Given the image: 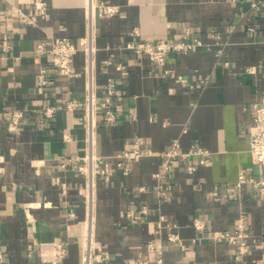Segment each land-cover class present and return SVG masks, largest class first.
Returning <instances> with one entry per match:
<instances>
[{
    "label": "crops",
    "instance_id": "0c3cea01",
    "mask_svg": "<svg viewBox=\"0 0 264 264\" xmlns=\"http://www.w3.org/2000/svg\"><path fill=\"white\" fill-rule=\"evenodd\" d=\"M33 1L0 0V246L5 263L83 264L88 250L108 253L92 264H134L144 256L147 264H158L147 242L161 241L159 264H264V192L237 183L241 171L264 173V163H253L248 151L252 106L264 102V4L44 0L42 14ZM101 1L118 10L107 13ZM19 10L32 22H23ZM90 11L91 58L78 48L72 56L75 74H64L38 43L67 36L79 46ZM185 27L202 44L171 50L161 64L126 46L133 29L156 41L177 38ZM42 69L47 82L38 84ZM88 80L97 100L104 98L107 83L115 88L116 119L108 122L94 110L91 144L85 106L64 103L66 97L82 101ZM47 103L55 105L50 118L41 112ZM11 108L23 111L14 130L4 115ZM136 137L143 139L142 151L152 153L128 160L131 170L125 174L116 164L117 154L131 148ZM174 137L180 150L194 142L209 149L211 158L204 163L195 155L177 158L168 178H158V152ZM90 150L107 157L110 170L94 176L88 199V179L77 170V158ZM63 158L71 160L62 166ZM190 162L196 165L193 171L187 169ZM157 185L166 188V200L156 195ZM127 211L140 216L132 218ZM240 214L247 223V250L237 260L236 244L213 234L232 231ZM160 215L176 224L186 247L166 240V226L157 230ZM194 217L204 221L202 230L195 228ZM58 243L65 248L60 257L55 255Z\"/></svg>",
    "mask_w": 264,
    "mask_h": 264
},
{
    "label": "built area",
    "instance_id": "2783aa9c",
    "mask_svg": "<svg viewBox=\"0 0 264 264\" xmlns=\"http://www.w3.org/2000/svg\"><path fill=\"white\" fill-rule=\"evenodd\" d=\"M101 6L105 8L106 12L112 14L118 10L116 5L105 4L100 2ZM251 6L263 5L264 0H250ZM45 1L44 0H34L33 6L35 9L39 10L42 14L45 13ZM88 28L82 36L79 37V46L67 36H51L48 40H42L38 43L39 48H44L50 57L51 63L59 69L61 72L67 75L75 74L72 69V56L78 48H82L87 56L91 58V53L93 51V22H92V12L88 13ZM18 16L23 22H32L30 15L19 10ZM140 32L138 29H133L130 32V40L126 43V46L136 53H146L150 60L155 64H161L165 59L166 54L171 51H188L195 48L196 46L202 44L201 39L193 33L189 27H185L180 36L177 38H162L156 41L143 39L139 37ZM212 36H216L214 32L211 33ZM7 44H5L6 46ZM109 62V60H107ZM90 65V63H89ZM90 69V68H89ZM183 83H186L185 78H181ZM205 80H200L196 83H189V86H199ZM47 82V76L42 69L38 75L37 83L44 84ZM105 95L102 100H97L96 94L92 89L91 80H88L87 93L84 95L82 101H78L75 98L66 97L64 103L67 108H73L78 104H83L85 106L86 119H87V140L89 143L92 142V125H93V112L94 110H101L104 114V118L108 122H114L116 119V113L112 104V94L114 93V86L111 83L106 84ZM55 110V105L44 104L41 107V112L44 118H50ZM253 116L252 120L248 126V151L250 154V159L253 163H264V102H256L252 106ZM5 118L8 121V129L14 130L22 122L23 111L19 108H11L5 111ZM185 131L186 128L184 127ZM143 143V139L136 137L133 140V145L131 148H125L120 151L117 156L116 161L117 166L121 169L123 173H128L131 170L130 165L127 164L128 160L137 158L142 154H150L152 150L147 149L142 151L140 144ZM180 139L179 137L172 138L168 145L160 150L158 154L161 156V167L154 174L161 179L168 178L170 174L171 167L177 158L189 159L191 156H198V162L204 163L210 160L212 152L197 144L191 143V145L186 150H180ZM77 158V170L84 174L87 179V188L85 196L89 199V187H91L93 178L98 174H106L110 170V163L107 157L93 153L92 150L86 155ZM71 159L63 158L61 165L65 166L66 163ZM196 165L192 162L187 164L188 171H193ZM247 182L251 187L264 192V173L261 176L247 175L244 171H241L238 176L237 183ZM64 184L62 183V186ZM140 189H144L141 186ZM156 195L162 200H166L168 193L166 188L157 185L155 188ZM146 208L143 206L141 213H145ZM126 214L132 218H138L139 213H134L132 211H127ZM193 224L199 231L204 227V221L200 217L193 218ZM162 226L168 228L166 240L170 242H175L181 247H186L180 238L178 232L175 230L176 224L174 222H164V218L160 215L157 221V230L159 231ZM247 236V223L243 214H240L234 222V228L232 231H218L214 232L213 238L216 240H227L236 244L235 258L237 260L241 259V256L246 252L247 245L245 239ZM147 248L156 252L157 256L155 258L156 263L162 262V251L163 245L161 241L147 242ZM65 253L64 245L61 243L57 244L56 257H60ZM4 249L0 246V264H6ZM108 257L107 251L97 252L91 254L88 250L83 255V264H92L93 261L101 262ZM149 258L147 256L138 258L134 261V264H147ZM96 263V264H97ZM243 264V263H240Z\"/></svg>",
    "mask_w": 264,
    "mask_h": 264
}]
</instances>
